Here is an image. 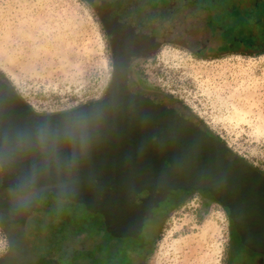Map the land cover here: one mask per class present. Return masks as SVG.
Wrapping results in <instances>:
<instances>
[{
	"label": "water",
	"instance_id": "1",
	"mask_svg": "<svg viewBox=\"0 0 264 264\" xmlns=\"http://www.w3.org/2000/svg\"><path fill=\"white\" fill-rule=\"evenodd\" d=\"M86 2L109 35L134 36L148 56L166 44L209 46L206 8ZM0 174V222L13 243L27 240V218L43 203L83 204L112 236L140 238L173 192L201 191L228 210L241 243L264 255V170L178 98L139 87L131 66L113 67L101 98L52 112L36 110L0 70Z\"/></svg>",
	"mask_w": 264,
	"mask_h": 264
},
{
	"label": "rangeland",
	"instance_id": "2",
	"mask_svg": "<svg viewBox=\"0 0 264 264\" xmlns=\"http://www.w3.org/2000/svg\"><path fill=\"white\" fill-rule=\"evenodd\" d=\"M151 1L159 7H203L211 15L214 9H232L234 0H226L231 1L227 7L222 6L225 0ZM257 1L239 4L243 19L249 9H263ZM223 34L221 30L216 36L209 34L212 51L203 55L197 46L192 50L164 46L148 61L147 76L164 84L168 94L190 107L215 136L264 170V39L245 44ZM227 40L237 42L241 50L218 51L228 47ZM113 67L111 38L86 0H0V70L36 110L62 111L101 98ZM176 193L155 210L154 230L147 220L139 238L154 245L148 264H243L244 260L264 264V255L253 254L249 262L244 252L243 260L240 237L219 202L201 191ZM40 208L27 227L39 220L31 230L44 240L49 236L43 223H54L58 241L54 254L64 264H114L115 240L102 215L70 200L43 203ZM62 228L67 231L60 236ZM67 235L68 246L62 251L59 244ZM6 246L0 228V255Z\"/></svg>",
	"mask_w": 264,
	"mask_h": 264
},
{
	"label": "flooded vegetation",
	"instance_id": "3",
	"mask_svg": "<svg viewBox=\"0 0 264 264\" xmlns=\"http://www.w3.org/2000/svg\"><path fill=\"white\" fill-rule=\"evenodd\" d=\"M246 0H234L230 4L232 9H224V10H217L214 9L213 13L209 15L208 17V26L212 32L213 35H217V32L221 30L227 38H239L240 35L242 38L245 39L246 43L249 44L251 41L248 40L249 37L253 38L252 42L255 41L257 42L258 38L264 39V27L261 26V20L262 24L264 23V17L261 15H264V0L257 1L256 5L261 4V7L263 9L261 10H253L249 9L246 11L247 17L243 19L241 16V11H240V5L245 4L249 6L247 2L245 3ZM254 0V4H255ZM152 2V1H151ZM226 2V0H225ZM231 1H227L225 4H221L222 6H226L227 4ZM259 2V3H258ZM240 4V5H239ZM219 5V6H221ZM154 8H158L159 6H153ZM225 7V8H226ZM254 12V13H251ZM242 17V18H241ZM241 18V22L243 25H241L237 20ZM240 20V19H239ZM243 20V21H242ZM250 20H256L257 23L253 24L252 29H250L248 23H250ZM236 22H238L236 24ZM254 22V21H253ZM238 26V27H237ZM256 26V28H254ZM254 29H256V33L254 32ZM240 33L238 37V33ZM237 33V34H236ZM223 34V35H224ZM237 35V36H232V35ZM111 38V45H112V50H113V58H114V66L116 65H126V66H131L132 68V78L134 82L139 86V87H144L148 91H157V92H164V93H169L170 90L164 87V84L157 82L154 78L148 77L147 73L150 72V69H147L148 67V61L152 59V57H157L159 52L162 51L164 46L168 45H163L160 49L155 52V54L147 55L144 52H142L138 48V42L134 36L122 38V37H116L113 35H109ZM239 40V39H238ZM228 47L222 46L218 48V51L223 53L226 51V49L230 50H236L239 51L241 50L240 46H237V42H228ZM201 48L199 47L197 49L200 50ZM239 49V50H238ZM207 50L212 51L211 47H207L204 49H201L199 55H203ZM139 52V54H137ZM202 119V118H201ZM206 124V123H205ZM208 132L212 135L214 133L209 129L207 126ZM3 185V175L0 174V188ZM41 210L40 206H37L36 210L27 218L26 225H25V231L27 233V240H22L19 241V243H13L10 241V232L7 230L6 225L0 222V228L2 231H4V234L7 237V246L4 249V252L0 255V264H38L34 263L32 261V258L34 256L42 257L46 261L50 260H56L58 261L59 264H64L62 260L60 261L58 256H56L55 250L56 247L58 246V241L55 239L57 235V229L55 226H53L54 223H43V225L47 228V235L49 236L48 239L42 240L40 238L39 234H35L33 230H31L32 226H39L40 221H36L35 224L30 225V228L28 229L27 227V222L31 216L37 214ZM45 212L49 211L48 209H43ZM49 213V212H48ZM51 217V216H50ZM49 217V218H50ZM153 230H154V225H152ZM64 229V230H63ZM67 230L65 228H62L60 230V236H62L63 232H66ZM82 234H87L88 236H93L91 233L88 231H82ZM110 234V233H109ZM111 235V234H110ZM67 235L65 238H63L61 241L63 243L59 244L60 249L63 251V246L66 247L68 244L66 243L68 239ZM112 236V235H111ZM115 240V243L113 245V263L114 264H148V256L150 252L153 249V243H143L139 238H133V237H127L130 239L129 241L124 240V238H117L112 236ZM239 244L243 247L242 254L244 252L246 254H249V262H251V257L253 254L261 256L262 254H258L253 252L252 250L248 249L246 246H244L241 243V240L239 239ZM86 247L83 246L81 251H85ZM254 256V255H253ZM238 257V256H237ZM243 260L245 258V254L242 256ZM243 264H247V260L242 261ZM48 263V262H47ZM40 264V262H39ZM44 264V263H41ZM67 264V263H66ZM259 264V262H258Z\"/></svg>",
	"mask_w": 264,
	"mask_h": 264
},
{
	"label": "trees",
	"instance_id": "4",
	"mask_svg": "<svg viewBox=\"0 0 264 264\" xmlns=\"http://www.w3.org/2000/svg\"><path fill=\"white\" fill-rule=\"evenodd\" d=\"M209 18H210V17H209ZM239 19H240V21H241V18H239ZM242 21H243V20H242ZM253 21H254V22H253ZM249 22H250V23H248V25H251V26H249L250 29L253 27V24H254V23H255V24L257 23L256 20H250ZM241 25H243L242 22H241ZM239 35H240V33H238V37H239ZM238 39L241 40L242 42H246L245 39L241 37V35H240V37H239ZM248 40H249V41H252L253 38L249 37Z\"/></svg>",
	"mask_w": 264,
	"mask_h": 264
}]
</instances>
